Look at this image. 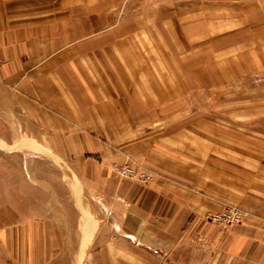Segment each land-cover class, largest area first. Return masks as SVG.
I'll return each mask as SVG.
<instances>
[{
  "label": "rangeland",
  "instance_id": "374dc122",
  "mask_svg": "<svg viewBox=\"0 0 264 264\" xmlns=\"http://www.w3.org/2000/svg\"><path fill=\"white\" fill-rule=\"evenodd\" d=\"M35 1L0 0L8 211L67 208L111 180L74 259L264 264V0ZM199 25L182 54L181 30ZM196 70L209 83L182 88Z\"/></svg>",
  "mask_w": 264,
  "mask_h": 264
},
{
  "label": "crops",
  "instance_id": "0c3cea01",
  "mask_svg": "<svg viewBox=\"0 0 264 264\" xmlns=\"http://www.w3.org/2000/svg\"><path fill=\"white\" fill-rule=\"evenodd\" d=\"M215 3L219 5V11L235 10L233 6L222 5L221 2ZM12 51L14 50L12 49ZM2 53L4 50L0 47V56ZM12 54L16 58L19 55L15 51ZM65 72L71 76L69 70H65ZM87 78L88 73H86ZM95 98L98 99L99 97L96 96ZM7 108L8 104L0 101V125L8 122ZM85 169L87 166L84 162L80 163L79 161V169L77 170L83 172ZM1 184L0 189L2 190L6 185ZM94 184L96 185L94 188L84 189L85 197L82 196L77 199L71 194L72 198L69 201L71 206L67 208H56L58 203L47 201L42 206L32 203V207H29L30 209L27 211L18 209L8 211V199L2 195L0 190V264H88L87 260L81 261L73 258L77 257L83 250L82 230L84 226H87V223L83 221L86 220L84 215L86 206L91 205L90 200L93 196L103 199L105 189L111 192V196L115 193V183L111 180L103 182V179H97ZM75 186H71V191L74 190ZM76 191L72 192L75 193ZM162 198L167 202V205L173 207V199ZM75 200H78L79 203ZM76 204L82 206L78 208ZM108 205L111 206V202ZM99 236L97 235L98 239ZM99 242L100 239L90 245V250L94 254L104 249L101 246L103 243L100 244ZM66 252H71L72 255H65Z\"/></svg>",
  "mask_w": 264,
  "mask_h": 264
},
{
  "label": "bare ground",
  "instance_id": "6f19581e",
  "mask_svg": "<svg viewBox=\"0 0 264 264\" xmlns=\"http://www.w3.org/2000/svg\"><path fill=\"white\" fill-rule=\"evenodd\" d=\"M25 1V0H24ZM13 2V1H12ZM15 2V1H14ZM41 2H43V0H41ZM47 2V1H46ZM53 2V1H52ZM29 3H37L35 0H30V2ZM44 4V3H43ZM7 6V5H6ZM37 7V6H36ZM40 8V7H39ZM39 8H38V10H39ZM52 8V7H51ZM22 9V8H21ZM15 10V9H14ZM36 10V9H35ZM34 10V11H35ZM40 10H43V9H40ZM52 12V11H51ZM50 12V13H51ZM45 14V13H44ZM61 14V13H60ZM38 15H40V14H38ZM32 16V15H31ZM34 16V15H33ZM36 16V15H35ZM64 16V15H63ZM41 17V16H40ZM59 17H61V16H59ZM44 18H45V16H44ZM58 18V17H57ZM57 18H55L56 20H55V22L56 21H59V19H57ZM61 18H63V17H61ZM60 18V19H61ZM39 19V18H38ZM53 19V18H52ZM46 20H49V19H46ZM32 21V20H31ZM33 21H35V20H33ZM187 20L185 19V18H182L181 19V23H183V22H186ZM46 22H48V21H46ZM51 23V22H50ZM171 24V23H170ZM209 25L210 24H207L206 25V27H209ZM171 26V25H170ZM169 26V27H170ZM198 26V25H197ZM146 28V27H145ZM196 28V27H195ZM195 28H192V29H195ZM198 28H205V25H199V27H197L193 32H190L189 30L188 31H184V30H181V33L179 34V38L181 37V42H180V45H181V52H182V54L183 53H185L186 52V49L185 48H191V44L194 42L193 40L196 38V36L200 33V32H198ZM173 29V28H172ZM174 32V31H173ZM131 34V33H130ZM161 35H163V34H161ZM174 36V35H173ZM158 37H160V36H158ZM178 37H176V38H178ZM160 40V39H159ZM176 42H178V41H176ZM140 43V42H139ZM163 43V42H162ZM178 44V43H177ZM119 45V44H118ZM130 45V44H129ZM163 45V44H162ZM167 48H166V52H168L169 50H171V48L173 47V42H167ZM117 46V45H116ZM121 46V45H120ZM179 46V45H178ZM122 48V47H121ZM142 48V47H141ZM155 49H157V48H155ZM164 49H165V46H164ZM185 49V50H184ZM137 50V49H136ZM109 51V50H108ZM125 51V50H124ZM173 53V52H172ZM120 54V53H119ZM111 55V54H110ZM126 55V54H125ZM136 55V54H135ZM156 56V55H155ZM168 56V55H167ZM112 57V56H111ZM122 58V57H121ZM136 58V57H135ZM130 59V58H129ZM117 61V60H116ZM137 61V60H136ZM114 62V61H113ZM152 62V61H151ZM172 62V61H171ZM115 63V62H114ZM118 63V62H117ZM141 63V62H140ZM133 64V63H132ZM153 64V63H152ZM136 65H138V64H136ZM136 65H135V67H136ZM188 65V66H187ZM187 65H186V67H187V69H184V67L183 66H181V67H179V69H181L180 71L181 72H183V71H191L194 67H195V65H196V63H195V60L194 61H189V62H187ZM92 66V65H91ZM127 67V66H126ZM117 68V67H116ZM137 68H139V66L137 67ZM171 68V67H170ZM237 68V67H236ZM86 69V68H85ZM94 69V68H93ZM118 69V68H117ZM126 69V68H125ZM144 69V68H143ZM138 70V69H137ZM163 70V69H162ZM102 73H103V75H102V73H101V75H102V80L98 77V79H99V81L102 83V84H105V82L103 81V79H104V70H103V68H102ZM127 71V70H126ZM139 71V70H138ZM173 71V70H172ZM220 71V70H219ZM239 71V70H238ZM143 72V71H142ZM124 73V72H123ZM144 73V72H143ZM141 74V73H140ZM148 74V73H147ZM181 74V73H180ZM222 74V73H221ZM129 75V74H128ZM137 75V74H136ZM151 75V74H150ZM172 75V74H171ZM185 75V74H184ZM133 76V75H132ZM141 76H143L142 74H141ZM148 76V75H147ZM199 72H198V70H196L194 73H192V75H191V79H189L188 80V83H186V81L185 82H183V84H182V88H186L188 85H196L197 83H202V85H205V84H207V83H209V82H207L204 78L202 79V81H201V77H200V79H199ZM128 77V76H127ZM146 77V76H145ZM151 77H152V75H151ZM166 78V77H165ZM130 79V78H129ZM207 79V78H206ZM105 80V79H104ZM131 80V79H130ZM167 80H168V78H167ZM199 80H200V82H199ZM208 80V79H207ZM169 81V80H168ZM108 82V81H107ZM195 82H197V83H195ZM130 83V82H129ZM170 84V83H169ZM181 88V87H180Z\"/></svg>",
  "mask_w": 264,
  "mask_h": 264
}]
</instances>
